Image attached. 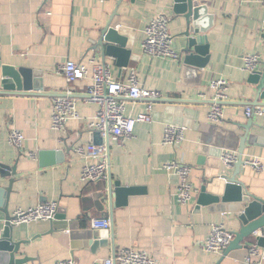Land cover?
<instances>
[{
  "label": "crops",
  "instance_id": "crops-1",
  "mask_svg": "<svg viewBox=\"0 0 264 264\" xmlns=\"http://www.w3.org/2000/svg\"><path fill=\"white\" fill-rule=\"evenodd\" d=\"M213 16L207 31L210 60L201 69L199 83L184 81L177 59L152 57L143 51L145 28L152 18L164 12L169 17L173 34V49L180 55L185 20L172 10V0H0V168H15L11 176L0 172V188L8 186L12 192L0 197V235L5 228V206L10 214L17 208H29L45 201L59 204L58 217L17 224L14 240H29L23 251L30 256L27 264H56L72 260L74 264H100L121 249L133 248L153 257L157 264H243L244 249H235L227 256L209 252L204 242L212 225L223 223L228 229L239 230L233 215L211 207L197 209L198 193L186 205H175L171 192L177 179L163 165L180 159L192 166L190 180L198 189L205 179L217 173L212 165L225 167L221 157L206 155L199 164L200 126L218 125L232 129L238 136L247 123L246 107L256 96L255 87L248 82L244 56L259 54L264 63V6L262 0H199ZM117 10L119 15L137 21L130 28L133 57L127 66L118 64L116 57L106 56L94 49L99 30ZM72 60L86 65L90 72L86 79L69 84L57 72L59 65ZM106 62L114 79L126 82L135 72L144 87L160 92L153 103L152 120L138 122L131 139L119 144L110 137L108 176L97 182H83L82 157L74 151L78 144L93 142L88 126L98 105L85 93L92 83L94 63ZM2 65L26 68L40 73L46 95L4 93ZM224 78L229 82L223 101L224 117L219 122L208 119L214 103L212 82ZM74 91L80 118L68 123L62 135L52 128V104L58 94ZM166 98L195 100L189 104H169ZM176 106L190 109V117L174 114ZM261 106V105H257ZM147 101L126 100V113L137 116L146 112ZM186 121L183 142L175 147L162 143L165 126ZM244 160L258 157L264 164V114L254 115ZM25 135L22 151L8 141L11 129ZM72 147L63 160L61 151ZM223 151L228 149L222 148ZM235 152L236 150H229ZM33 153L34 156H30ZM4 164V165H3ZM229 167V166H228ZM232 172L233 168L229 167ZM250 191L264 196V169L255 171L245 165L239 177ZM112 182L133 187L126 196V204L110 202L108 190ZM110 218L112 226L101 233L113 237L108 245L93 247L91 218ZM264 264V258L263 262Z\"/></svg>",
  "mask_w": 264,
  "mask_h": 264
},
{
  "label": "built area",
  "instance_id": "built-area-1",
  "mask_svg": "<svg viewBox=\"0 0 264 264\" xmlns=\"http://www.w3.org/2000/svg\"><path fill=\"white\" fill-rule=\"evenodd\" d=\"M264 6V0H262ZM173 34L169 27V17L164 12L159 13L150 20L145 28V39L142 44L143 51L152 57L177 59L179 54L173 49ZM243 69L248 73H254L261 62L259 54H247L244 56ZM57 72L62 74L69 84L87 78L90 70L86 65L72 60L66 61L57 68ZM92 83L85 93L88 100L98 105L96 114L89 121L91 129H97L105 137L110 133V137L122 144L125 140L131 139L134 135L138 122L152 120L153 102L160 98V92L151 90L139 82L135 72L131 73L126 82L113 78L111 67L106 62L94 63L91 74ZM211 86L215 90L214 103L209 112L208 119L212 122H219L224 117V107L221 104L226 100V91L229 82L220 78L212 82ZM147 101L146 112L133 116L126 113V100ZM263 115L264 106L246 107L248 117ZM80 118L77 108V99L72 89H67L65 93L58 94L53 99L52 104V128L59 132L62 137L67 133L68 123L71 120ZM185 126L169 123L164 128L162 143L164 145L179 146L184 138ZM9 143L19 152L22 151L25 135L19 129H11L8 135ZM76 154L83 158L84 165L81 172L83 182H97L108 176L110 162L106 144H78L74 147ZM30 156H34L33 153ZM238 154L226 150L221 154V160L226 165L235 163ZM245 165H249L255 171L261 172L264 169L263 161L258 158L244 160ZM169 174L177 177V188L171 192L170 196L175 205H186L190 202L199 189L190 180L192 166L180 159H172L163 165ZM59 212V204L56 201H45L29 208H17L11 214V223L14 225L30 223L37 220H53ZM91 225L94 229H109L112 226L110 218H91ZM234 238L232 230L223 223L212 225L209 237L204 242V248L209 252L222 253ZM264 249L257 243H251L247 253L243 257V264H262ZM56 264H74L70 260H61ZM100 264H157V261L146 252L133 248L121 249L113 256L102 260Z\"/></svg>",
  "mask_w": 264,
  "mask_h": 264
},
{
  "label": "water",
  "instance_id": "water-1",
  "mask_svg": "<svg viewBox=\"0 0 264 264\" xmlns=\"http://www.w3.org/2000/svg\"><path fill=\"white\" fill-rule=\"evenodd\" d=\"M130 1L133 3L136 0ZM172 10L185 20V29L182 32L184 42L177 58L182 77L184 81L191 79L194 83H199L201 69L206 68L210 60L206 33L212 24L213 16L209 14L208 7L201 4L199 0H172ZM137 25L136 20L119 15L116 10L108 22L100 28L99 37L94 42V49L101 51L104 60L106 56L116 57L119 65L127 66L134 55L132 48L133 32L130 28H137ZM2 69L4 93L48 94L44 91V85L40 78H37L40 73L26 68L17 69L9 65H2ZM248 82L255 87L256 91L255 99L248 106H264V63L262 69L249 73ZM193 101L195 100L166 98L165 102L183 105L193 103ZM169 110L179 116L186 114L190 117V114L193 113L190 109H185L182 106H176V108ZM179 124L188 125L186 121ZM241 125L245 130L241 136L224 126L214 124L200 126L199 164H205L206 155L221 157L222 148L236 150L238 153L237 161L231 165H225V167L212 165V169H216L217 173L210 179L204 180V184L199 188L197 199V209L200 206L211 207L218 212L233 215L240 224L239 230L233 232V240L223 250L224 256L229 255L235 249H244L246 254L251 243H257L264 249V196L250 191L245 182L239 178L245 166L244 152L247 143L252 144L256 139L254 135L250 134L251 127L260 125L254 121V114H251L247 123ZM91 136L93 143L106 144L109 157L110 133L107 132L106 136L103 137L99 130L92 129ZM71 150L72 147H69L65 153L64 151L57 153L62 154L59 160H63L65 154L70 153ZM228 166L233 168L232 172L229 171ZM0 172L3 177H6L11 176L16 171L15 168H0ZM14 180L11 178L8 186L0 188V197L6 193V199L9 198ZM133 191H135L133 187H125L121 185L120 181L112 182L110 180L108 197L110 202L116 198L117 205L126 204V196ZM3 210L6 214V221L5 228L0 235V264H27L31 258L23 251V245L29 243V240H14L13 229L15 225L10 221L11 214L7 206ZM110 240H113V237H109L108 233H101L99 229L93 232V247L108 245Z\"/></svg>",
  "mask_w": 264,
  "mask_h": 264
}]
</instances>
